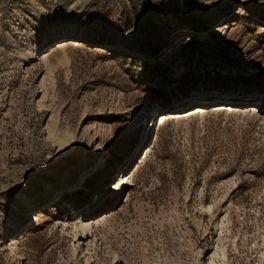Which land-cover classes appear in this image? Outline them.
Wrapping results in <instances>:
<instances>
[{"label": "rangeland", "instance_id": "374dc122", "mask_svg": "<svg viewBox=\"0 0 264 264\" xmlns=\"http://www.w3.org/2000/svg\"><path fill=\"white\" fill-rule=\"evenodd\" d=\"M16 263L264 264V0H0Z\"/></svg>", "mask_w": 264, "mask_h": 264}, {"label": "bare ground", "instance_id": "6f19581e", "mask_svg": "<svg viewBox=\"0 0 264 264\" xmlns=\"http://www.w3.org/2000/svg\"><path fill=\"white\" fill-rule=\"evenodd\" d=\"M223 7V6H222ZM222 9V8H221ZM227 6H224L223 7V9H222V14H223V17H221V19H224L225 17H226V15H225V13H227ZM256 16V15H255ZM227 19V18H226ZM66 41V40H65ZM154 42H155V44H156V46L157 47H159V46H162V45H164L165 43H166V37L164 36V37H161V38H159V39H155L154 40ZM65 42H64V40H57V41H55L54 42V44H53V46H55V47H61L63 44H64ZM51 46H52V44H51ZM52 46V47H53ZM50 49V47L48 48V49H44V50H42L41 52H40V58H45L46 56H47V54H48V50ZM152 54H154V52L152 51L151 52ZM254 93L255 92H250L249 93V96H255L254 95ZM195 95H196V98L197 99H200V98H205L206 97V95H207V93L205 92V91H195V93H194ZM185 95V94H184ZM179 98H180V96H179ZM185 98H187L186 96H183L182 98H181V100H179V99H177V98H173V100L171 101V106L172 105H174L175 103V106H177V105H180V104H178L177 102H179L180 103V101H184V99ZM170 104V103H169ZM222 105V104H221ZM225 107L227 108V107H231V106H228V105H225ZM224 107V108H225ZM194 109H196V110H198V109H201V107H194ZM193 109V110H194ZM188 111L187 110H183V111H181V112H177V111H171V110H167L166 108H162V112H160V111H155L154 113H153V115H152V124H154V121H155V125H156V123H157V121L159 122V123H163L164 121H165V119L168 117V116H172V117H175V116H177V115H183V114H186ZM161 125V124H160ZM155 127V126H154ZM153 127V128H154ZM84 160H88L86 157H84ZM101 162H102V164L103 165H107V167H108V169H110V167L111 166H114L116 163L115 162H113V161H111L109 158H102L101 159ZM87 163H85L84 165H86ZM127 181V177H125V179H124V182H126ZM48 191H49V188H47V190L45 191V192H43V196H47L48 195ZM40 213V212H39ZM86 224V226L84 227H82L83 228V230H85L86 229V227H87V223H85ZM77 234V233H76ZM79 240H81V239H79ZM78 240V241H79ZM15 244V242H14V240L12 241V245H14ZM15 247V246H14ZM19 260V259H18ZM17 264V263H16Z\"/></svg>", "mask_w": 264, "mask_h": 264}]
</instances>
